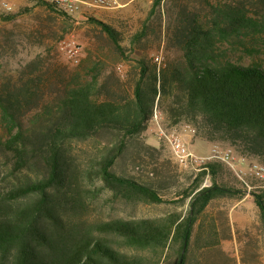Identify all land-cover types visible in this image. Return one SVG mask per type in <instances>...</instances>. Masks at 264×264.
<instances>
[{
	"label": "trees",
	"instance_id": "obj_1",
	"mask_svg": "<svg viewBox=\"0 0 264 264\" xmlns=\"http://www.w3.org/2000/svg\"><path fill=\"white\" fill-rule=\"evenodd\" d=\"M30 3L74 19L44 0H23L11 11L0 7L1 17L12 19ZM209 5L207 28L197 19L177 28L187 67H158L143 59L127 92L106 90L94 74L92 80L67 84L28 117L21 94L0 91L5 127L0 135V264H264V187L251 188L228 165L209 162L199 171L189 168L195 172L189 184L168 199L155 176L116 167L130 141L145 131L155 102L165 97L172 98L166 108L170 129L191 123L198 136L227 141L240 155L264 164V63L233 62L218 51V43L230 37L263 30L264 15L241 4ZM87 18L123 50L111 24ZM71 27L63 28L58 39ZM46 38L52 40L50 34ZM102 134L109 140L83 162L70 152V142ZM147 166L153 174L164 167ZM96 180L125 203L184 204L189 199L188 207L157 216L88 219L95 191L90 183ZM246 195L257 205L254 221L234 230L226 207ZM231 239L237 240L236 249H224L223 242Z\"/></svg>",
	"mask_w": 264,
	"mask_h": 264
},
{
	"label": "rangeland",
	"instance_id": "obj_2",
	"mask_svg": "<svg viewBox=\"0 0 264 264\" xmlns=\"http://www.w3.org/2000/svg\"><path fill=\"white\" fill-rule=\"evenodd\" d=\"M81 1L80 10L73 13L74 19L68 21L47 11L42 5L32 3L26 11H15L12 19H4L0 12V91L16 96L21 94L18 97L24 103L28 117L42 103L63 92L67 84L92 80L94 74H97L100 85L105 86L106 90L124 89L127 92L133 85L135 68L143 59L158 67H187L184 42L177 28L188 19H197L207 28L212 18L209 2L241 4L252 14L264 15V0H119L116 8L90 5L92 0ZM91 15L117 30L123 50L116 48L100 25L88 20L87 17ZM46 24L51 27L49 31ZM70 25L69 32L59 40L62 29ZM48 34L52 40L46 38ZM64 42L66 46H63ZM69 46L75 47L76 52L71 54ZM218 46V51L233 62L264 63V29L260 32L245 31L218 43ZM170 102L172 98L165 97L154 104L161 112V124L166 130L173 125L166 111ZM182 124L192 127L191 131L184 133L192 150L206 154L214 144H218L231 147L238 153L227 141H211L206 136H198L193 124L185 121L180 126ZM4 132L0 111V135ZM108 140V134H102L85 142L72 141L69 143L70 152L79 162H83ZM195 144L198 148H195ZM248 160L259 161L257 158ZM150 162L155 165L162 163L164 167L158 174H153L150 166H147ZM116 167L120 171L155 176L168 199L174 198L176 192L186 187L195 174L193 170L177 164L169 143L158 137L157 125L151 118L145 131L130 141L127 152ZM253 177L249 173L245 177L251 188L264 187V179ZM101 184L100 180L90 183L95 191L85 215L88 219L157 216L188 207L189 199L184 204L125 203L115 200ZM248 196L239 205H235L238 202H231L226 207L234 230H243L254 221L257 205L252 195ZM237 245L236 239L223 242L226 250H235Z\"/></svg>",
	"mask_w": 264,
	"mask_h": 264
},
{
	"label": "built area",
	"instance_id": "obj_3",
	"mask_svg": "<svg viewBox=\"0 0 264 264\" xmlns=\"http://www.w3.org/2000/svg\"><path fill=\"white\" fill-rule=\"evenodd\" d=\"M23 0H0V7L5 11L15 9ZM69 13L80 10L81 0H44ZM90 5L103 8H116L119 0H92ZM66 46L64 42L63 46ZM71 54L75 53V47L69 46ZM161 112L157 105L154 106L151 120L157 125V135L167 141L172 149L177 164L182 168H192L197 171L205 169L209 162H221L228 165L240 178L245 180L246 175H254L258 179H264V164L257 161H249L246 157L236 153L231 147H221L214 144L208 153L200 154L192 150L184 136L185 132L191 131L189 124H182L179 128L166 130L161 124ZM207 183V181H206Z\"/></svg>",
	"mask_w": 264,
	"mask_h": 264
},
{
	"label": "crops",
	"instance_id": "obj_4",
	"mask_svg": "<svg viewBox=\"0 0 264 264\" xmlns=\"http://www.w3.org/2000/svg\"><path fill=\"white\" fill-rule=\"evenodd\" d=\"M196 146H195V148H198L197 146V144H195ZM249 198V196L248 195H246V197L244 198V199H242L241 201H239L238 203H236L235 205L237 206V205H239L240 203H242L243 201H246L247 199ZM234 205V206H235Z\"/></svg>",
	"mask_w": 264,
	"mask_h": 264
},
{
	"label": "water",
	"instance_id": "obj_5",
	"mask_svg": "<svg viewBox=\"0 0 264 264\" xmlns=\"http://www.w3.org/2000/svg\"><path fill=\"white\" fill-rule=\"evenodd\" d=\"M185 247V246H184ZM181 261H182V257H181Z\"/></svg>",
	"mask_w": 264,
	"mask_h": 264
}]
</instances>
